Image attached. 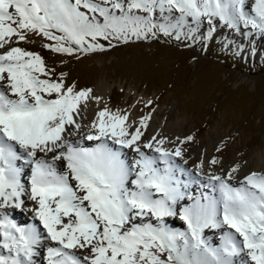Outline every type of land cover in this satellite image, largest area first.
<instances>
[{
  "label": "snow or ice",
  "instance_id": "obj_1",
  "mask_svg": "<svg viewBox=\"0 0 264 264\" xmlns=\"http://www.w3.org/2000/svg\"><path fill=\"white\" fill-rule=\"evenodd\" d=\"M217 26L233 34L225 50L264 36V0H0V264H235L240 254L264 264V172L215 169L217 157L193 172L184 145L194 136L144 138L151 112L105 106L81 123L101 97L19 46L35 35L79 58L164 36L207 49Z\"/></svg>",
  "mask_w": 264,
  "mask_h": 264
},
{
  "label": "rangeland",
  "instance_id": "obj_2",
  "mask_svg": "<svg viewBox=\"0 0 264 264\" xmlns=\"http://www.w3.org/2000/svg\"><path fill=\"white\" fill-rule=\"evenodd\" d=\"M232 35L226 27L217 26L216 39L207 49L200 41L159 36L121 43L79 58L49 52L42 44L50 41L35 35L20 42V47L38 52L49 68L55 67L57 75L66 72L67 82L75 81L78 89L90 88L94 94L92 87L102 81L111 90L108 106L114 111L131 108L136 119L151 112L145 138L153 122H179L182 138L194 136L185 144L187 158L203 157L210 139L218 136L220 141L212 149V157L219 160L213 168L219 169L220 165L230 168L240 156L241 167L257 157L264 162V36L251 40L236 37L233 47L225 50L221 42ZM241 43L243 56L234 55L236 45ZM148 99L152 105L146 107L140 102ZM217 149L228 156L225 162ZM169 222L183 229L180 219ZM206 233L219 243L218 234ZM238 256L235 264H245L242 254Z\"/></svg>",
  "mask_w": 264,
  "mask_h": 264
},
{
  "label": "bare ground",
  "instance_id": "obj_3",
  "mask_svg": "<svg viewBox=\"0 0 264 264\" xmlns=\"http://www.w3.org/2000/svg\"><path fill=\"white\" fill-rule=\"evenodd\" d=\"M19 46H21V43L19 44ZM92 88H93V92H94V94H92V95L101 97V100L98 104L94 100L89 101L88 110L86 113L83 114L84 119L81 120V123H83V124L90 122V120L94 118V113L96 111L104 108L105 106H108V100H109L111 90H109L108 88H107L108 89L107 90L104 83H102V81L96 82ZM108 108H109V106H108ZM111 110L114 111V109H111ZM132 113L135 116L134 111ZM181 127L182 126L179 122H175V123H173L171 121H169V122H166V121L165 122H153L152 123V129L149 132V134L147 135V137L151 134H156L158 132L159 134L166 136L168 138V140H170V141L175 140L176 137L182 138ZM145 137H146V135L144 134V138ZM219 141H220V138L218 136L211 138L208 146L205 148V154H203V157H201V155H199V156H195V155L193 156L192 155L191 158L186 157L188 160L186 167L194 172L195 171V169L193 168L194 163H197L200 160H204L206 162L205 166L207 168V161L212 157V155H214L212 152V149L216 145H218ZM93 143L94 142H91V141H85V146H92ZM169 146H171V145H169ZM184 147H185V145H184ZM125 151H128L129 157H131L132 153L129 150H125ZM218 152L219 153H217V155H222L221 156L222 162H225L227 160L228 156L226 154H223L222 152H220V150ZM242 157L243 156H240L234 163L239 164ZM177 159L179 160V158H177ZM262 160H263L262 157H257L255 159H252V161L249 164L241 167V172H244V173H247L250 171L264 172V162ZM179 163L183 164V161H179ZM216 166L217 165H215V167ZM221 167H223V169H225V170L228 169L227 168L228 166H225V165H220L218 168L220 169ZM27 171H28V169L25 168V172H27ZM25 179H27V176H25ZM234 183H236V182L234 181ZM14 213L22 214V217H19L16 214H14V215L12 214L13 218L18 223H33L34 222V223H37L38 227H41V231H43L42 226H39V222L34 220L33 215L30 212L21 211L19 209H16V210H14ZM177 218L178 217H167L166 220H167L169 226L176 229V227L173 226V224H171L169 222V219L175 220ZM207 231H209V233L214 232L217 234L216 230H206V232ZM241 258L245 259L247 261V257L245 254H242ZM35 259L37 260L38 264H43L42 256L38 255L35 257Z\"/></svg>",
  "mask_w": 264,
  "mask_h": 264
}]
</instances>
